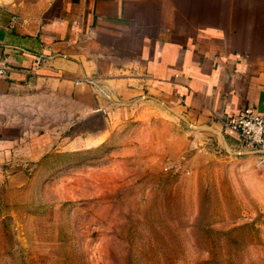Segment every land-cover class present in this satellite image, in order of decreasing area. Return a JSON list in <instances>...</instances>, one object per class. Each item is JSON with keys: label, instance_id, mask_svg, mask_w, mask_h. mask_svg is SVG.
Returning a JSON list of instances; mask_svg holds the SVG:
<instances>
[{"label": "crops", "instance_id": "0c3cea01", "mask_svg": "<svg viewBox=\"0 0 264 264\" xmlns=\"http://www.w3.org/2000/svg\"><path fill=\"white\" fill-rule=\"evenodd\" d=\"M33 7L0 0V67L8 68L0 75V130L32 116L58 129L99 118L102 128L82 134L86 148L95 134L104 143L131 124L150 131L147 142L162 158L184 160L211 143L242 148L223 121L247 107L264 116V0H38ZM25 135L0 143L24 144Z\"/></svg>", "mask_w": 264, "mask_h": 264}, {"label": "rangeland", "instance_id": "374dc122", "mask_svg": "<svg viewBox=\"0 0 264 264\" xmlns=\"http://www.w3.org/2000/svg\"><path fill=\"white\" fill-rule=\"evenodd\" d=\"M40 121L0 130L27 137L0 143V264H264V167L243 143L162 158L148 129L86 148L102 119Z\"/></svg>", "mask_w": 264, "mask_h": 264}, {"label": "built area", "instance_id": "2783aa9c", "mask_svg": "<svg viewBox=\"0 0 264 264\" xmlns=\"http://www.w3.org/2000/svg\"><path fill=\"white\" fill-rule=\"evenodd\" d=\"M41 58H38L37 64ZM8 68L0 67V75H6ZM226 129L239 135L241 142L259 154L264 165V116L256 109L247 107L238 114L223 121Z\"/></svg>", "mask_w": 264, "mask_h": 264}]
</instances>
